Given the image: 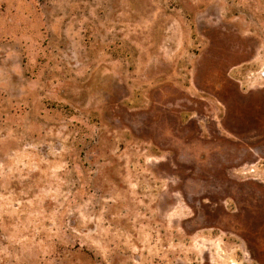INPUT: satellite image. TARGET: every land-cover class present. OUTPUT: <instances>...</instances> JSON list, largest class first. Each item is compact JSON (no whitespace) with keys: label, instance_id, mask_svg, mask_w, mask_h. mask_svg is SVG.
I'll return each instance as SVG.
<instances>
[{"label":"rangeland","instance_id":"1","mask_svg":"<svg viewBox=\"0 0 264 264\" xmlns=\"http://www.w3.org/2000/svg\"><path fill=\"white\" fill-rule=\"evenodd\" d=\"M264 0H0V264H264Z\"/></svg>","mask_w":264,"mask_h":264},{"label":"built area","instance_id":"2","mask_svg":"<svg viewBox=\"0 0 264 264\" xmlns=\"http://www.w3.org/2000/svg\"><path fill=\"white\" fill-rule=\"evenodd\" d=\"M264 74V73H263Z\"/></svg>","mask_w":264,"mask_h":264}]
</instances>
